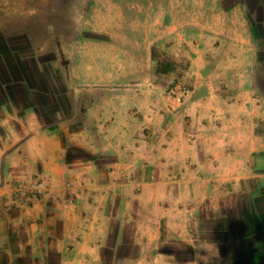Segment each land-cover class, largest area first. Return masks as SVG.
Returning <instances> with one entry per match:
<instances>
[{
	"label": "crops",
	"instance_id": "0c3cea01",
	"mask_svg": "<svg viewBox=\"0 0 264 264\" xmlns=\"http://www.w3.org/2000/svg\"><path fill=\"white\" fill-rule=\"evenodd\" d=\"M169 2V22L176 19L170 25L191 27L198 6L194 0ZM197 2L200 28L215 30V36L201 30L210 45L200 46L201 68L190 76L192 87L184 102L180 99L182 107L149 123L158 138L165 135L158 145L155 137L134 131L146 124L140 108L148 101L154 109L159 91L121 88L113 98L100 89L109 80L107 70L97 71V63L90 57L85 62V53L75 46L71 57L62 56L57 74L50 75L46 58L41 71L49 50L45 39L44 47L34 49L13 43L5 36L11 30L0 29V264H116L118 257L128 259L132 246L136 264H143L151 242L145 245L144 235L134 230L142 225L143 211L174 205L186 212L195 209L188 200L196 198V184L172 180L182 172L181 166L171 167L173 161L198 163L195 170L207 176L197 196L208 199L220 191L224 165L237 167L247 146L264 144V0ZM69 67L70 77L65 73ZM136 73L133 82L153 79ZM124 76L116 78L128 87ZM69 121L78 123L71 126L70 137ZM100 129L105 133L96 138ZM176 142L185 158L181 151L173 157ZM81 146L87 154H74ZM129 173L138 186L131 185L132 197L125 184ZM33 177H48L52 194L34 206H7L12 183ZM114 241L122 247L119 254Z\"/></svg>",
	"mask_w": 264,
	"mask_h": 264
},
{
	"label": "rangeland",
	"instance_id": "374dc122",
	"mask_svg": "<svg viewBox=\"0 0 264 264\" xmlns=\"http://www.w3.org/2000/svg\"><path fill=\"white\" fill-rule=\"evenodd\" d=\"M197 1L200 0H194V5H198L194 10V24L184 29L179 24L170 25L176 19L172 18L173 21L169 22V0H0V29L11 30L5 36H10L11 40H8L13 43H28L34 49L40 44L44 47L45 39L49 50L42 58L41 71L46 58L50 75L57 74L62 56L63 59L71 57L69 53L75 46L85 53L84 59L82 57L85 62L90 57L92 63H97V71L107 70L109 80L102 88H97L106 89L113 98L121 88L159 91L154 109L148 101L140 108L139 113H143L146 124L134 131L136 136L139 134L150 140L155 137L158 145L163 143L165 135L161 134L158 138L157 133L150 131L149 123L152 124V119L157 116L182 107L189 87H192L190 76L198 75L201 68L200 46L202 43L210 45L201 30L215 36V30L200 28L201 9ZM175 25L178 29L167 28ZM16 29L21 32L17 33ZM21 33L23 37L18 38ZM210 51L216 58L218 54ZM35 63L32 67L36 73L40 72ZM137 71L149 74L153 79L133 82ZM65 73L70 77L71 67ZM119 73L128 77V87L116 78ZM176 87H179L177 92H173ZM69 122L72 125H66L67 136L72 132L71 126L78 124ZM104 133V129L97 130L96 138ZM180 133L177 130L178 137ZM179 145L177 142L174 144L175 159L179 151L185 158V150ZM81 148L74 154L86 155L88 149ZM143 159L148 163V158ZM239 161L237 167L232 162L224 165L223 177L217 184L220 191L205 200L197 196V187L207 176L195 170L198 163H179L178 160L171 163V167L181 166L182 170L172 180L196 184V198L188 200V205L195 209L186 212L174 205L171 210L143 211L140 215L142 225L138 231L137 227L134 228L135 233L144 235L145 245L147 241L151 242L143 264H264V144L255 148L247 146L246 155ZM240 165L245 166L239 168ZM133 177L129 173L125 182L131 197L135 194L131 185L138 188L132 184L135 181ZM113 198L118 200L115 195ZM114 210L120 217V210ZM186 217L187 223L184 224ZM117 229H114V237L120 234ZM101 230L104 231V228L101 227ZM115 246V252L119 254L122 247L119 244ZM137 253L136 246H132L128 259L118 257L115 263L136 264ZM100 264H104V260Z\"/></svg>",
	"mask_w": 264,
	"mask_h": 264
},
{
	"label": "built area",
	"instance_id": "2783aa9c",
	"mask_svg": "<svg viewBox=\"0 0 264 264\" xmlns=\"http://www.w3.org/2000/svg\"><path fill=\"white\" fill-rule=\"evenodd\" d=\"M179 87L173 90L175 92ZM177 92V91H176ZM52 194V182L48 177H33L31 179L12 183L10 193L7 194L6 205L10 207L34 206ZM73 201L71 197H67Z\"/></svg>",
	"mask_w": 264,
	"mask_h": 264
}]
</instances>
